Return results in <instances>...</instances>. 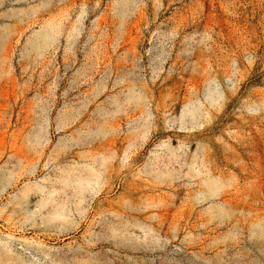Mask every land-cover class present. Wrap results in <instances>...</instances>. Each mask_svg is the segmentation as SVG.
Returning a JSON list of instances; mask_svg holds the SVG:
<instances>
[{
  "label": "rangeland",
  "instance_id": "1",
  "mask_svg": "<svg viewBox=\"0 0 264 264\" xmlns=\"http://www.w3.org/2000/svg\"><path fill=\"white\" fill-rule=\"evenodd\" d=\"M0 264H264V0H0Z\"/></svg>",
  "mask_w": 264,
  "mask_h": 264
}]
</instances>
